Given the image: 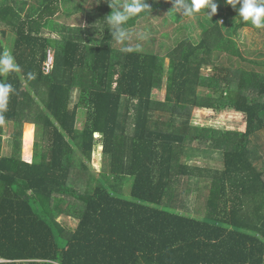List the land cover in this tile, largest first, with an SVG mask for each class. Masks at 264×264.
<instances>
[{
    "label": "trees",
    "instance_id": "1",
    "mask_svg": "<svg viewBox=\"0 0 264 264\" xmlns=\"http://www.w3.org/2000/svg\"><path fill=\"white\" fill-rule=\"evenodd\" d=\"M170 1L145 0L150 13L131 18L118 42L106 23L109 0L91 10L66 9L70 0H0V53L19 65L0 74L15 90L0 124V264H264V60L244 58L234 40L252 25L215 0V14L194 16L195 41L171 8L167 19L185 38L165 35L160 50L142 51L136 33L151 34V14ZM75 15L87 27L56 23ZM221 56L229 66L216 65ZM194 109L245 121L237 131L195 126ZM8 123L16 132L4 156ZM23 126L40 129L41 140L24 153ZM97 146L104 160L95 177ZM214 155L221 169L189 164ZM192 179L195 189L208 186L197 218L186 211Z\"/></svg>",
    "mask_w": 264,
    "mask_h": 264
},
{
    "label": "rangeland",
    "instance_id": "2",
    "mask_svg": "<svg viewBox=\"0 0 264 264\" xmlns=\"http://www.w3.org/2000/svg\"><path fill=\"white\" fill-rule=\"evenodd\" d=\"M20 1V0H17ZM27 1L28 4H36L37 0H24ZM99 0H70V2L66 5V9L73 8L74 6L80 7L84 10H91L94 9L98 5ZM220 3H222V6L226 7L225 0H220ZM173 7V2H168L159 12L155 14H151L150 19L148 20L149 24L153 25L154 29L151 34L145 32L144 30H138L136 33V36L138 34L140 35V40H138V45L140 49L143 51H153L157 52L161 48V44L163 42V36L165 35L167 37L174 38L175 36H179V33L176 31L174 32L175 27L177 26V23H173L170 21V19H167L168 12ZM210 13V10H208ZM181 19V24H184L185 27L187 26L189 28V35L191 38H193L195 41L199 40V36L201 33L200 27H198L197 22L195 21V17L193 18H184L183 15L178 14ZM203 15V14H202ZM199 14L197 16L198 19H202L203 16ZM212 16V15H210ZM166 19V24L162 27L160 24L162 19ZM224 24H226V20H224ZM222 20L219 21L220 24H222ZM58 25H68L71 28L73 27H87V22L84 19L82 15H75L71 19L65 20L64 18L58 19L56 21ZM230 25V24H226ZM224 25V26H226ZM59 32H54L52 34V37L58 36ZM146 38H143L145 37ZM165 37V38H167ZM185 36H179V39H184ZM236 44L238 45L239 49L241 50V54L244 58L251 60V61H263L264 60V28L257 29L253 26L242 28L239 30L238 35L236 38H234ZM166 42H169V39H166ZM51 55L53 56L52 50ZM167 62V61H166ZM217 66L227 67L229 66L228 58L225 56L219 57L218 61L216 62ZM236 65V63L234 64ZM240 67H243L246 70H250L252 68L256 69L249 63H242L238 64ZM212 67L213 65H206L203 69L202 73L204 76L210 75L212 73ZM236 68V67H235ZM51 70V69H50ZM45 74H48L49 72H45ZM76 94V93H75ZM159 100L164 99V89L161 90L159 93L156 94ZM76 95H73L74 100L76 101ZM73 102V101H72ZM72 106V104H71ZM192 115V125L195 126H202V127H209V128H216L219 130H232L237 131L240 126L244 123L245 117L242 114H235L234 112L224 111V112H214L212 110H205V109H194L191 113ZM24 128V126H23ZM4 133L3 138L1 142V150L2 155L9 156L12 153V142H13V135L16 132V127L12 123H8L4 126ZM40 131L37 127H26L24 128V139L22 140V150L24 153V149L28 150L30 146H33L34 143H41L40 138L37 136V133ZM262 139H264L262 137ZM260 153H264V149L262 148V151ZM219 155H214L213 159L203 157L199 158H193V160L189 161V164L196 165L200 168H216L221 169L223 167L222 160ZM103 156H102V148L101 146L95 147L92 155V161L89 164V167L91 171L93 172V175L97 177L102 168V162H103ZM256 166L262 165L261 163L256 162ZM195 179H192L187 184L190 186V193L185 197L187 198V206L186 211H189L191 215L193 216H203L205 213V202L208 197V186L202 181L200 184H198V187L194 188ZM193 188V190H192ZM124 195L127 197L128 191L124 192ZM186 200V199H185ZM70 202V201H69ZM65 207L67 206L66 203L64 204ZM57 221L61 223L64 227L70 230H74L77 226V221L71 218H66L64 216H59L57 218Z\"/></svg>",
    "mask_w": 264,
    "mask_h": 264
},
{
    "label": "clouds",
    "instance_id": "3",
    "mask_svg": "<svg viewBox=\"0 0 264 264\" xmlns=\"http://www.w3.org/2000/svg\"><path fill=\"white\" fill-rule=\"evenodd\" d=\"M225 3L236 9L242 22H250L257 29L264 28V0H225ZM238 3L240 7L237 9ZM109 7L111 12L107 16L106 23L109 25L112 38L118 42L128 39L129 33L126 25L131 18L145 12L149 14L151 11L145 0H109ZM217 7L215 0H174L172 10L193 18L203 9L210 17L216 13ZM123 51L131 52L133 49L126 47ZM17 71H19V65L15 58L9 52L0 53V74ZM29 78L34 79V76L30 73ZM14 91L10 83L0 80V124L5 122L4 113L8 110L9 97Z\"/></svg>",
    "mask_w": 264,
    "mask_h": 264
},
{
    "label": "built area",
    "instance_id": "4",
    "mask_svg": "<svg viewBox=\"0 0 264 264\" xmlns=\"http://www.w3.org/2000/svg\"><path fill=\"white\" fill-rule=\"evenodd\" d=\"M52 65H53V56L51 55L50 52H48L47 60L44 63L43 70L45 72H49L50 69L52 68Z\"/></svg>",
    "mask_w": 264,
    "mask_h": 264
}]
</instances>
